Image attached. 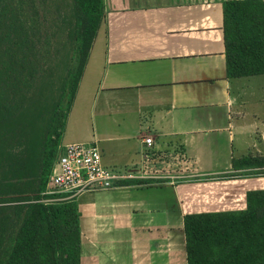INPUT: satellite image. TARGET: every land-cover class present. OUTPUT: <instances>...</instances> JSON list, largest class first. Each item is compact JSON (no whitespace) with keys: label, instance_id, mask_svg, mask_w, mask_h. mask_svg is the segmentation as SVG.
I'll return each instance as SVG.
<instances>
[{"label":"crops","instance_id":"0c3cea01","mask_svg":"<svg viewBox=\"0 0 264 264\" xmlns=\"http://www.w3.org/2000/svg\"><path fill=\"white\" fill-rule=\"evenodd\" d=\"M222 1L105 0L68 123L76 106L79 119L91 113L99 120L89 142H97L106 167L137 166L144 138L152 137L169 164H177L174 154L184 155L193 171L213 179L132 181L83 193L81 264H188L182 197L196 189L216 200L217 190L228 189L233 200L242 190L244 209L247 191L264 188L255 173L264 166L233 165L245 157L264 164V74L227 76ZM167 185L172 193L154 198L153 187ZM211 208L193 212L216 211Z\"/></svg>","mask_w":264,"mask_h":264},{"label":"trees","instance_id":"16d2710c","mask_svg":"<svg viewBox=\"0 0 264 264\" xmlns=\"http://www.w3.org/2000/svg\"><path fill=\"white\" fill-rule=\"evenodd\" d=\"M68 1L70 14L56 0L51 10L74 52L65 56L55 99L51 51L41 49L50 41L42 40L40 16L47 0H0V264H81L76 198L39 201L106 12L105 0ZM222 6L227 76L264 74V0ZM239 163L264 166L251 157ZM184 231L188 264H264V188L247 191L244 209L186 214Z\"/></svg>","mask_w":264,"mask_h":264},{"label":"built area","instance_id":"2783aa9c","mask_svg":"<svg viewBox=\"0 0 264 264\" xmlns=\"http://www.w3.org/2000/svg\"><path fill=\"white\" fill-rule=\"evenodd\" d=\"M142 162L126 169L106 167L96 141L69 142L58 146L48 183L41 192L43 202L69 200L88 191L117 188L124 181H141L143 184H171L212 180V174L193 171L188 160L174 154L169 164L166 152L154 150V139L144 138ZM44 198V199H43Z\"/></svg>","mask_w":264,"mask_h":264},{"label":"rangeland","instance_id":"374dc122","mask_svg":"<svg viewBox=\"0 0 264 264\" xmlns=\"http://www.w3.org/2000/svg\"><path fill=\"white\" fill-rule=\"evenodd\" d=\"M54 0H47V2L45 3V5H43L42 9L40 10V16L42 17V21L44 22L42 24V35H43V39L42 40H47V37L50 38V41L47 43L42 42L41 44V49L42 52L45 53L46 49H50L51 54H49L47 56L48 58V65L47 68L48 70L46 71V73L50 70H54L55 72V99L57 98V96L59 95V86L61 83V76L63 74L64 68H65V56L71 54L72 57H74V52L73 50L70 51L71 46L70 44H68V38L66 36V31H60V26L63 27V24L60 21H56L55 23L52 22V19L55 18V14L52 13V9H54L53 7V2ZM57 4H62V13L63 15L65 14H70V6H69V1L66 4V0H56ZM46 17V19L44 20V18ZM43 66V65H42ZM41 66V68H42ZM88 78V77H87ZM257 78H263L262 76H258ZM87 82V79H86ZM51 102H56V100L51 101ZM65 103L62 105L63 108H65ZM76 111L73 112L72 114V123H68V117H69V112L67 114V116L64 119V126H63V134H61V141H63V139L65 138H72V137H77V136H81V138H78V141H74V142H85L88 144V142L90 141L89 138L92 135V131H93V126H95V130H97V125L99 120H96L95 118H93L92 114L89 113L87 116H83L82 119H79V110H77V106L75 108ZM84 123L83 126L86 127L85 129V133L87 135H89L87 138L83 137V130L81 128L80 125H82ZM66 130H68L66 132ZM65 131V133H64ZM67 134V135H66ZM66 140V139H65ZM93 141V140H91ZM69 143V142H68ZM264 171V169H259L257 170V174L256 176L258 177H264V172H259V171ZM221 174H218V177ZM227 175V174H226ZM212 176V175H211ZM223 176H225V174H223ZM255 176V177H256ZM229 177V176H228ZM225 179V178H223ZM148 185V184H147ZM163 185V184H161ZM159 185V186H161ZM216 186V185H215ZM214 187V186H213ZM218 189V187H214L213 189ZM115 189V188H114ZM209 189V187H208ZM211 190V189H209ZM97 191V190H96ZM173 191L172 186L170 187L169 185L167 186H163V188L160 187H153L152 189V195H154V198H158L157 196L159 194H171ZM228 189H224V190H220V191H216V193L219 192V196L218 199L215 200V197H213L211 194H208V196L206 197L204 193V191L202 190H191L190 193H188V195H184L182 197V205H183V212L184 210H187V212L191 211L193 212L194 210H199V209H207L209 210L210 207H212L211 209H216V211H222V210H235V209H239L240 207H242L241 202H243V191L239 190L237 195H235L236 198H234L233 200L229 197V193H227ZM88 193V192H85ZM83 196V194H81ZM85 196L88 194H84ZM211 195V196H210ZM82 196L80 197L77 196L76 201L78 203V201L82 198ZM84 197V196H83ZM44 199V198H43ZM83 199V198H82ZM213 200V201H212ZM42 201L43 200H40ZM165 202H167V199L165 200ZM212 202V205H210V203ZM168 206L170 208L173 209V211H175L174 215L176 217H174V221L176 219H178V214H179V203L177 199H172L169 200ZM207 206V207H206ZM177 209V210H176ZM187 212H184L185 214H187ZM82 255V253H81Z\"/></svg>","mask_w":264,"mask_h":264}]
</instances>
